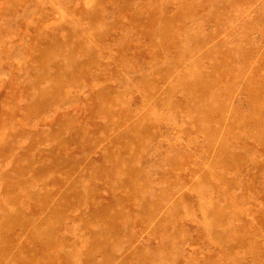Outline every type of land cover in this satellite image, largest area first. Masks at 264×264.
Returning <instances> with one entry per match:
<instances>
[{
	"label": "rangeland",
	"instance_id": "1",
	"mask_svg": "<svg viewBox=\"0 0 264 264\" xmlns=\"http://www.w3.org/2000/svg\"><path fill=\"white\" fill-rule=\"evenodd\" d=\"M0 264H264V0H0Z\"/></svg>",
	"mask_w": 264,
	"mask_h": 264
},
{
	"label": "bare ground",
	"instance_id": "2",
	"mask_svg": "<svg viewBox=\"0 0 264 264\" xmlns=\"http://www.w3.org/2000/svg\"><path fill=\"white\" fill-rule=\"evenodd\" d=\"M12 2H13V1H12ZM12 2H11V3H12ZM67 35H68V34H67ZM69 41H71V40L69 39ZM77 41H78V40H77ZM86 41H87V40H86ZM81 42H83V41L81 40ZM85 43H86V42H85ZM75 46H76V45H75ZM74 52H75V51H74ZM55 180H56V179H55ZM58 180H59V179H58ZM56 182H57V181H56Z\"/></svg>",
	"mask_w": 264,
	"mask_h": 264
}]
</instances>
